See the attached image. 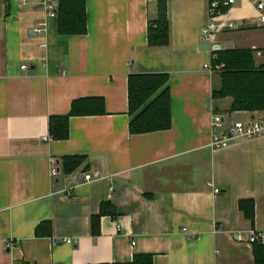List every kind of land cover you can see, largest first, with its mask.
Here are the masks:
<instances>
[{
    "label": "crops",
    "instance_id": "obj_1",
    "mask_svg": "<svg viewBox=\"0 0 264 264\" xmlns=\"http://www.w3.org/2000/svg\"><path fill=\"white\" fill-rule=\"evenodd\" d=\"M208 3L168 0L169 43L149 47L156 0H85L87 32L77 36L58 34L44 0H8L7 13L0 0V264H126L137 255L152 264H254L246 237L264 233V136L208 148L220 85L204 68L213 56L200 34ZM216 22L214 44L252 49L264 64L252 0H235ZM38 23L46 32L32 36ZM136 74L167 75L166 131L130 133L127 81ZM93 98L103 114L70 117L68 138L50 137L52 116ZM66 156L84 161L65 173ZM95 171L100 179L84 181ZM241 201L253 203L252 224ZM101 206L115 215L97 217Z\"/></svg>",
    "mask_w": 264,
    "mask_h": 264
},
{
    "label": "trees",
    "instance_id": "obj_2",
    "mask_svg": "<svg viewBox=\"0 0 264 264\" xmlns=\"http://www.w3.org/2000/svg\"><path fill=\"white\" fill-rule=\"evenodd\" d=\"M6 11L8 12V0ZM56 19L60 36L85 35L86 15L85 0H57ZM216 0H209V2ZM168 0H156V18L149 25L147 42L150 47H164L169 43ZM226 8H219L225 12ZM211 66L214 75L219 79V87L212 90V111L231 115L238 111L248 113L264 112V64H256V54L250 49H222L214 53ZM215 67H220L215 69ZM167 75H130L128 77V107L129 114L135 115L129 129L133 135L166 131L170 127V99L166 85ZM227 102V103H226ZM225 103V104H224ZM224 104V107H223ZM104 113L102 99H79L71 105L65 117L49 119L48 131L55 141H65L68 138V121L73 116H94ZM62 160V170L67 173L78 168L84 161L83 157L66 156ZM239 211L253 222V203L241 201ZM115 215L111 207L101 206L97 215ZM97 217H94L96 219ZM252 256L254 264H264V245L253 244ZM126 264H152L150 255H137ZM121 264V263H112Z\"/></svg>",
    "mask_w": 264,
    "mask_h": 264
},
{
    "label": "built area",
    "instance_id": "obj_3",
    "mask_svg": "<svg viewBox=\"0 0 264 264\" xmlns=\"http://www.w3.org/2000/svg\"><path fill=\"white\" fill-rule=\"evenodd\" d=\"M45 1V14L49 18H56V8H57V0H44ZM256 10H258L260 14V22L264 25V0H252ZM235 0H216L208 3L207 11H208V20L204 27L201 29V40L210 43V51L213 54L216 51H220V47L213 43V35L219 29V25L216 22V18L221 15L222 12L219 11V8H228L233 5ZM229 29H236L237 26L233 24H227ZM46 24L38 23L31 31V35L40 36L46 32ZM22 68H26L23 66ZM205 69L209 71H213L211 63H208L204 66ZM220 67H215V69H219ZM211 112V120L210 127L211 133L209 138L208 148L210 150L217 149H225L229 147L233 143H239L243 141L253 140L254 138L264 136V116L255 117L249 121H239V122H227L219 113H215L212 110ZM46 140V138H44ZM51 175L55 176L56 170L52 168ZM101 178V174L97 171L93 172V174H87L83 176L84 181L92 182ZM113 188H110L112 191ZM219 190L215 189L214 193H218ZM119 230V229H117ZM243 235H237L236 240H242ZM246 240L249 244H262L264 245V233L263 232H249ZM65 243L69 244L70 240H66ZM134 243L132 242L131 245Z\"/></svg>",
    "mask_w": 264,
    "mask_h": 264
},
{
    "label": "rangeland",
    "instance_id": "obj_4",
    "mask_svg": "<svg viewBox=\"0 0 264 264\" xmlns=\"http://www.w3.org/2000/svg\"><path fill=\"white\" fill-rule=\"evenodd\" d=\"M223 107H224V104H223Z\"/></svg>",
    "mask_w": 264,
    "mask_h": 264
}]
</instances>
